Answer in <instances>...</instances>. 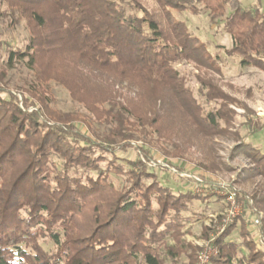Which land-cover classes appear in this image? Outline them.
Here are the masks:
<instances>
[{
	"label": "trees",
	"instance_id": "trees-1",
	"mask_svg": "<svg viewBox=\"0 0 264 264\" xmlns=\"http://www.w3.org/2000/svg\"><path fill=\"white\" fill-rule=\"evenodd\" d=\"M154 1L152 12L143 0H0V25L25 21L29 34L26 47L9 50L0 64V264H179L190 248L182 240L189 206L207 197L175 194L152 172L127 169L116 147L138 127L146 133L166 120L207 137L225 133L223 107L205 111L175 68L192 62L220 71L218 60L174 13L203 9L222 19L229 53L243 67L264 70V12L244 9L241 0ZM20 63L31 73L18 88L23 105L4 87L8 69ZM53 83L106 128L90 123L84 133L81 115L54 109ZM123 83L134 97L118 91ZM208 88L210 99L227 98ZM244 148L264 178V153ZM112 173L126 177L123 189ZM233 229L219 239L210 264H264L243 227L246 254L227 241ZM44 239L54 243L52 252Z\"/></svg>",
	"mask_w": 264,
	"mask_h": 264
},
{
	"label": "rangeland",
	"instance_id": "rangeland-1",
	"mask_svg": "<svg viewBox=\"0 0 264 264\" xmlns=\"http://www.w3.org/2000/svg\"><path fill=\"white\" fill-rule=\"evenodd\" d=\"M143 2L152 12L158 9L154 0ZM241 5L244 9L264 12V0H241ZM174 15L217 58L220 71L199 69L192 62L178 64L175 68L185 77L187 86L204 110L217 112L223 107L230 123L221 120L225 133L213 137L199 134L189 124H170L167 120L163 127L148 128L146 133L138 127L134 131L135 138L116 147V156L135 173L144 169L152 172L175 194L207 197L190 203L187 215L191 222L183 230L182 237L190 248L184 249L179 264H210L219 255V239L232 227L227 241L239 244L240 255L248 252L242 244V227L255 248L264 253V178L254 173L244 148L251 145L264 153V70L243 67L241 58L229 53L232 40L222 19H212L203 9L198 13L186 10ZM28 36L25 21L13 27L3 21L0 25V64L8 59L9 50L24 49ZM7 79L4 87L23 105L25 93L18 88L31 79L29 69L20 63L8 69ZM211 84L227 98L210 99L208 86ZM116 88L126 96L136 94L126 83ZM50 91L54 109L77 113L85 119L78 122L84 133L90 123L101 131L106 128L93 120L85 106L74 102L63 87L53 83ZM31 110L38 111V108ZM261 126L263 129L259 128ZM56 162L61 166L58 159ZM78 171L84 174L82 169ZM109 178L118 189L127 185L124 176L112 173ZM41 245L48 252L55 248L48 239L41 240ZM168 245L176 246L171 240ZM192 249L194 257L190 262L187 255Z\"/></svg>",
	"mask_w": 264,
	"mask_h": 264
},
{
	"label": "built area",
	"instance_id": "built-area-1",
	"mask_svg": "<svg viewBox=\"0 0 264 264\" xmlns=\"http://www.w3.org/2000/svg\"><path fill=\"white\" fill-rule=\"evenodd\" d=\"M164 167H167V166H164ZM257 223H259V222H257Z\"/></svg>",
	"mask_w": 264,
	"mask_h": 264
}]
</instances>
